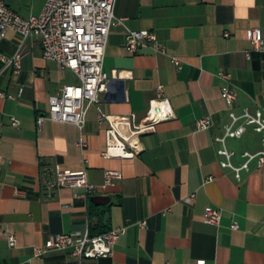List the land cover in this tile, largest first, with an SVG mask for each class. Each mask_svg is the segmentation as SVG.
I'll return each instance as SVG.
<instances>
[{"label":"crops","instance_id":"0c3cea01","mask_svg":"<svg viewBox=\"0 0 264 264\" xmlns=\"http://www.w3.org/2000/svg\"><path fill=\"white\" fill-rule=\"evenodd\" d=\"M4 1L28 18L38 16L47 0ZM114 16L103 62L107 91L88 108L81 128L46 119L39 129L49 98L79 79L44 59L35 35L16 70L2 57L15 56L21 37L9 31L0 38V91L13 97L0 99V264H75L68 251L34 257V249L50 235L116 227L126 232L112 256L82 264H264V164L252 160L238 179L220 166L214 140L229 122L219 72L231 77L236 113L246 108L264 116V52L247 38L254 28L264 35V0H116ZM129 30L154 32L163 51L147 46L127 52ZM159 86L174 117L140 137L142 151L135 157L105 158L109 125L99 123V112L135 114L141 121ZM208 115L212 127L198 130L196 121ZM227 147L239 167L244 153L262 150L261 136L247 127ZM48 170H84L95 187L109 171L122 178L103 192L85 195L83 188L62 187L48 195L42 184ZM207 207L220 209L218 226L205 222ZM6 231L15 247L8 245Z\"/></svg>","mask_w":264,"mask_h":264},{"label":"built area","instance_id":"2783aa9c","mask_svg":"<svg viewBox=\"0 0 264 264\" xmlns=\"http://www.w3.org/2000/svg\"><path fill=\"white\" fill-rule=\"evenodd\" d=\"M116 0H47L42 12L38 16L23 18L10 9L4 0H0V38L7 32L14 31L21 41L14 57H2L6 64L15 66L18 70L21 60L27 55L26 42L31 35H35L41 44L44 59L56 62L63 69L73 72L79 79L78 84L65 85L55 95L49 98L47 115L37 119L39 129L46 119L73 123L78 127L85 124L86 114L91 105H98L101 96L107 91L109 76L103 70L104 55L111 26L115 22L114 7ZM122 23V20L118 21ZM248 41L253 49L264 52V35L259 28L247 31ZM153 46L157 52L163 48L158 43L154 32L128 31L125 41L126 51L136 53L141 48ZM178 69L180 61L173 58ZM218 75L226 82L221 87V97L228 107L229 122L223 127V134L215 137L220 145L217 153L221 157L220 166L230 168L240 178V172L248 169V164L256 160L258 165L264 164V116L260 111L255 113L244 109L236 113L234 103L236 94L229 86L230 75L219 72ZM113 76L121 77V73L114 71ZM22 92V91H21ZM13 98L0 91V99ZM174 117L173 111L164 96L162 86L157 88V94L149 103L146 117L139 121L135 114L129 117H114L99 112L100 124L107 122V145L102 155L105 158H133L142 151L140 137L152 132L155 127ZM19 122L12 118V126ZM213 120L210 115L196 121L198 130H208ZM247 127L259 133L262 150L257 154L244 153L245 162L236 167L231 159L234 152L228 149L227 140L242 137ZM0 137V149H1ZM2 171V157L0 153V175ZM121 173L109 171L105 174L104 184L95 187L88 183L86 172L55 170L46 171L42 176V184L48 193L53 194L62 187L83 188L85 195L94 191L103 192L114 180H120ZM195 195L190 196V201ZM221 219L220 209L207 207L205 222L218 226ZM232 229H238L236 223ZM126 232V227H116L103 234L91 235L88 230L83 233L50 235L43 246L34 249V257H43L51 252L68 251L76 260L75 264H82L84 259L110 257L114 247ZM8 245L16 246L15 237L6 231ZM197 264H206L199 260Z\"/></svg>","mask_w":264,"mask_h":264},{"label":"trees","instance_id":"16d2710c","mask_svg":"<svg viewBox=\"0 0 264 264\" xmlns=\"http://www.w3.org/2000/svg\"><path fill=\"white\" fill-rule=\"evenodd\" d=\"M91 208H93V207H91ZM103 214H104V212H101V214L99 216V220H102ZM107 231H109V230H105L104 228H102V229L99 230V233L93 234L92 232H90V234L91 235H99V234H103V233H105Z\"/></svg>","mask_w":264,"mask_h":264}]
</instances>
